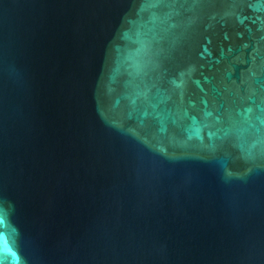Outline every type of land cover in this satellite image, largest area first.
Wrapping results in <instances>:
<instances>
[{
  "label": "water",
  "instance_id": "1",
  "mask_svg": "<svg viewBox=\"0 0 264 264\" xmlns=\"http://www.w3.org/2000/svg\"><path fill=\"white\" fill-rule=\"evenodd\" d=\"M0 264H264V0H0Z\"/></svg>",
  "mask_w": 264,
  "mask_h": 264
}]
</instances>
